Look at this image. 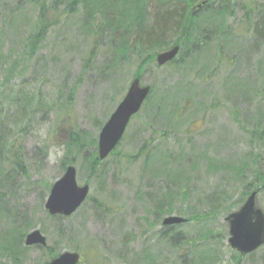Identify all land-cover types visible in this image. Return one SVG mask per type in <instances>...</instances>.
Listing matches in <instances>:
<instances>
[{
	"label": "rangeland",
	"instance_id": "obj_1",
	"mask_svg": "<svg viewBox=\"0 0 264 264\" xmlns=\"http://www.w3.org/2000/svg\"><path fill=\"white\" fill-rule=\"evenodd\" d=\"M161 1H148L144 28L149 26L140 37L146 41L165 35L169 44L150 46L156 54L182 36L180 27L174 28L178 18L163 16L168 10L178 13L179 5L170 8ZM202 2L187 8L202 9L195 14L206 18L202 43L181 52L175 65L160 66L156 60L144 61L148 52L140 57L145 43L136 38L137 22L128 30L131 19L119 18L115 35L101 34L98 25L85 26L91 12L79 6L67 13L64 2L50 12L52 24L41 46L35 53L26 50L38 30L35 2L0 0V207L5 202L0 264H20L14 252L5 250L10 245L7 230L1 232L8 228L4 215L16 210L30 217L28 233L40 229L47 247L58 255L80 253L79 264H185L189 246L183 241L208 229L221 236H203L192 248L201 259L210 250L208 264H264V244L241 257L228 242L225 220L247 197L242 199L244 186L236 169L245 165L251 179L252 171L260 169L253 157H264V139L258 138L264 131V34L254 25L264 0H223V21L218 14L215 20L208 18L220 1L206 12ZM158 18L165 20L159 24ZM136 74L141 85L152 87L151 96L95 175L84 167L82 151L72 150L78 183L89 184L90 194L72 215L51 216L45 203L51 184L64 174L72 133L98 138ZM26 93L25 109L20 102ZM158 97L160 110L154 108ZM45 122L53 126V142L65 145L57 164L48 162V143L41 146L34 135ZM147 139H153L150 154L133 158ZM257 202L264 210V191ZM170 215L189 220L164 226ZM170 232L182 233L181 238L172 239ZM23 251L22 264L51 261L39 245Z\"/></svg>",
	"mask_w": 264,
	"mask_h": 264
},
{
	"label": "trees",
	"instance_id": "obj_2",
	"mask_svg": "<svg viewBox=\"0 0 264 264\" xmlns=\"http://www.w3.org/2000/svg\"><path fill=\"white\" fill-rule=\"evenodd\" d=\"M33 1L35 2V5L37 6V9H38V15L35 21V25L38 30H36L30 35L31 37L28 40L27 42L28 44L25 47V49L28 50L29 48L34 53L41 46V43L44 41L47 35V31L49 30L52 24L50 20L51 17L49 16L50 12L57 11L61 2H64L65 4L68 3V8H66L67 13H72V12L74 13L75 11H77L79 6L83 7L86 12L88 13L91 12L90 17L86 16L85 18V21H84L85 26L89 27L90 25V27H92L93 25H98L100 27V30L98 31H100L101 34H104V33L109 34L108 33L109 31L113 34L112 30L113 28L117 26L116 23L119 20V18H121L122 20L131 19L129 21L131 25L128 24L126 26V27L130 26L128 30L132 28L134 22H137L136 30L138 32H137L136 38H138V41L140 43L142 42L145 43L143 48H141L140 57H144L146 55L145 52H148L144 58V61H146L147 63L156 60V53H152V52L150 53L149 51L150 46L164 47L166 46V44H169L167 40L163 38L165 35L158 36L156 39H152L150 36H148L150 38L146 41H143L140 38L144 30L148 28L149 26L148 25L146 28H144V19L146 17L147 4H148V1L150 0H53L50 6H47V3L50 0H33ZM197 1L199 0H162L160 2V4L165 5V6H170V8L173 7L174 4L179 5L180 10L178 13H176V11L174 10L173 11L168 10L169 12L167 11L166 14L163 15L167 18L170 16V19H173V17H175L176 19L178 18L179 20V23H178L179 25L178 24L175 25L174 28L179 26L180 33L182 34V36L180 40L174 41L172 44V45H180L179 54L185 51L186 49H192L194 45L198 44V42L199 44L202 43L201 40H199L200 39L199 36H200V33H201V37L203 36L204 27L202 26L203 25L202 22H204L206 18L205 19L200 18L199 17L200 12L199 14H195V11L198 13V11L202 9H197L194 6L195 10L193 9L191 12L187 11V8H191V6L194 5ZM217 1L221 2L220 7L218 9L216 8L217 11L208 18L210 20H215L217 19L216 14H218V17L223 21V19L227 15L226 10L223 9V0H203V2H205V4L203 5L204 6L203 11L206 12L205 11L206 9L207 10L210 9V11H212L213 8L216 6L215 3ZM95 3H97L98 5L96 7H93V4ZM259 8L261 10L257 18H260V21L258 22V19H257L254 25H255L256 31H258L260 35H263L264 34V2H263V5L262 3L259 4ZM251 18L252 17L249 13L245 14V19L247 20L249 19L251 21ZM164 20H165L164 18H158L159 24H161L160 22ZM247 20H245V22ZM174 23H176V21ZM169 31H172V30L169 29ZM194 33H196V35H193ZM113 35H115V33ZM183 37H186L185 41ZM177 60L178 59L176 58L175 60H173L172 62L168 64L175 65L177 63ZM183 62L185 61L183 60ZM186 65L187 64H185L183 67H185ZM136 76L140 77V74H136ZM16 99L17 98H14L13 101L15 103H19L20 97H19V100L18 99L16 100ZM29 99L30 97L28 96L27 93L21 97L22 102H20V104L22 105L23 108L25 109L28 108ZM154 108H157L159 110L162 108V104L160 103L159 97H158L157 104L156 106H154ZM258 138L260 140L264 139V131L261 130L258 133ZM3 140L4 139L1 138V135H0V150H2ZM152 141L153 139H147L144 142V145L141 147L139 153L136 156H133V158H136L137 156H140L139 154H144V153H147V155H149L151 152V149H149V147ZM73 149L75 150L78 149L82 151L84 167L89 169V171L91 172V175H95V173L98 171L99 165L103 162L99 158V155H98V138L90 136V134L86 133L85 131L73 132L72 141L68 148L69 155L62 164L63 169L67 167L66 165L68 163L72 164L76 162L74 160V157L71 156V154L73 153L72 152ZM116 149L117 148H115L111 154H115ZM70 158H72V160H69ZM253 159L254 161L258 163L260 169H254L252 171L251 179H248L246 175V172L248 171V169L245 167V165L240 166L236 169V173H237L236 175L242 181L243 186H244V192L242 194L243 200L246 196H248L254 190H258L259 193L264 191V189L261 187L262 184L264 183V157L257 156V157H253ZM51 186L49 189H51ZM1 199L6 200L5 197H2ZM4 204L5 202L2 203V206H4ZM2 206L0 207V209L2 208ZM4 217L6 219L8 228L4 229L1 232H4L7 230L6 231L7 236L10 238V240L8 239V243H10V245L8 247H5V250L7 251L8 249H10V251L14 252L15 260L17 262L20 261V264H22L21 254L22 256H24V253H25V251L23 250L29 249L30 247H32V246H27L25 244L26 235L31 227L30 217L28 216L27 213L24 212V214H21L17 210L15 212H12V211L7 212L6 215H4ZM193 218L194 219L199 218V216H193ZM165 233L168 234L169 233L168 230H165ZM178 234H182V233H179V232L171 233L170 232L172 239H177V240L180 239L181 236H178ZM5 236L3 237L6 238ZM203 236H206V237L212 236L213 238H219L221 234L218 232L215 234L214 231H212L211 229H208L203 234H199L196 237L185 239L183 243L189 246V251H188L189 256L187 259L188 261L185 260V264H203V263L208 264V261L211 256V254L208 253L210 252V250L208 252L206 251L203 254V259H201L200 256L196 255L192 251L193 245L197 246L196 244L200 240H202ZM42 249L46 250V252L44 253L46 257L48 258V260H51L58 255V253L54 251L53 248L42 247Z\"/></svg>",
	"mask_w": 264,
	"mask_h": 264
},
{
	"label": "water",
	"instance_id": "obj_3",
	"mask_svg": "<svg viewBox=\"0 0 264 264\" xmlns=\"http://www.w3.org/2000/svg\"><path fill=\"white\" fill-rule=\"evenodd\" d=\"M180 50L176 45L162 51L157 56L160 65L174 59ZM151 86L141 85L140 79L135 78L109 120L103 126L98 141V151L101 160H104L115 149L125 134L131 118L140 111L148 98ZM264 188V184L262 185ZM90 192V185H79L77 168L67 166L64 174L52 185L45 208L51 215L70 216L82 205ZM258 191H253L244 204L236 211L231 212L225 220L229 223L230 245L238 250L242 257L254 252L264 244V210L257 202ZM186 218L177 215L166 216L163 224L172 225L186 222ZM26 245H47V238L40 229L30 231L26 237ZM78 252H64L52 261L45 264H78Z\"/></svg>",
	"mask_w": 264,
	"mask_h": 264
},
{
	"label": "clouds",
	"instance_id": "obj_4",
	"mask_svg": "<svg viewBox=\"0 0 264 264\" xmlns=\"http://www.w3.org/2000/svg\"><path fill=\"white\" fill-rule=\"evenodd\" d=\"M52 125L45 122L34 130V135L37 137V143L43 146L48 143L47 159L50 164L59 163L65 156V145L62 143L53 142Z\"/></svg>",
	"mask_w": 264,
	"mask_h": 264
},
{
	"label": "flooded vegetation",
	"instance_id": "obj_5",
	"mask_svg": "<svg viewBox=\"0 0 264 264\" xmlns=\"http://www.w3.org/2000/svg\"><path fill=\"white\" fill-rule=\"evenodd\" d=\"M42 44V43H41Z\"/></svg>",
	"mask_w": 264,
	"mask_h": 264
}]
</instances>
